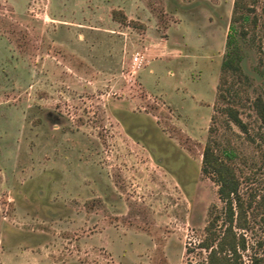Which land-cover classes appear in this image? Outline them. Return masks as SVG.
Instances as JSON below:
<instances>
[{"label": "rangeland", "instance_id": "1", "mask_svg": "<svg viewBox=\"0 0 264 264\" xmlns=\"http://www.w3.org/2000/svg\"><path fill=\"white\" fill-rule=\"evenodd\" d=\"M231 7L0 0V264H207L214 216L242 264L264 255V15L236 37L243 132L216 96ZM208 139L232 153L241 227L200 170Z\"/></svg>", "mask_w": 264, "mask_h": 264}, {"label": "trees", "instance_id": "2", "mask_svg": "<svg viewBox=\"0 0 264 264\" xmlns=\"http://www.w3.org/2000/svg\"><path fill=\"white\" fill-rule=\"evenodd\" d=\"M260 1L259 13L264 15V0ZM257 0H232V7L229 17V26L226 32L224 46L219 64V77L217 84V98L225 100L226 104L220 108V112L226 120L231 122L239 130L245 132V124L238 116L237 109L231 105L237 97L236 86L239 83L247 81V76L242 72L240 67L241 47L236 39H244L248 34V23L251 28L256 27L257 16L254 14L253 7ZM114 14H120L114 12ZM121 21L124 17L121 16ZM259 75L264 81V68L259 70ZM257 118L264 123V100L260 95H256L250 101ZM211 130V129H209ZM232 153L222 150L220 154L216 150L213 139L206 140L201 153V172L208 176L216 185L217 198L222 202L225 220L230 224L233 220V206L237 210L235 217L236 224L241 227L240 212L242 211V200L238 193L239 181L235 175L234 169L230 163ZM216 217H210L205 226L208 237L202 241L201 246L208 249L207 264H242L238 254L235 251L236 241L233 240L232 231H225L224 235L216 240L210 232ZM229 232V234H228ZM215 242V246H213ZM240 246L243 248V242ZM249 264H264V255L258 257L252 255Z\"/></svg>", "mask_w": 264, "mask_h": 264}, {"label": "built area", "instance_id": "3", "mask_svg": "<svg viewBox=\"0 0 264 264\" xmlns=\"http://www.w3.org/2000/svg\"><path fill=\"white\" fill-rule=\"evenodd\" d=\"M132 61L134 62V61H137V56L136 55H134L133 57H132Z\"/></svg>", "mask_w": 264, "mask_h": 264}]
</instances>
